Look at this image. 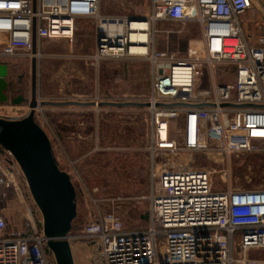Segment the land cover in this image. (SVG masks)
Here are the masks:
<instances>
[{"label":"built area","instance_id":"obj_1","mask_svg":"<svg viewBox=\"0 0 264 264\" xmlns=\"http://www.w3.org/2000/svg\"><path fill=\"white\" fill-rule=\"evenodd\" d=\"M147 1L148 11L134 17L103 15L100 0H0V62L40 58L42 40L72 42L75 20L89 18L96 23L92 64L136 55L151 63L145 225L127 229L115 211H103L79 233L70 231L68 239L87 240L94 264H264L263 257L252 255L264 249V188L216 191L212 179L217 171L230 172L233 156L264 151V33L252 45L239 20L253 0ZM161 20L195 21L200 30L182 53L160 51L154 36ZM138 33L146 36L144 42L135 38ZM136 46L147 52L136 53ZM216 73L232 75V81L218 83ZM203 80L207 88H199ZM23 103L28 106L23 113L0 109V117L26 115L30 108ZM8 104L22 108V103ZM3 152L0 202L14 191L19 217L10 226L9 208L0 205V264H56L19 193L21 169ZM195 155L210 166H195Z\"/></svg>","mask_w":264,"mask_h":264},{"label":"rangeland","instance_id":"obj_2","mask_svg":"<svg viewBox=\"0 0 264 264\" xmlns=\"http://www.w3.org/2000/svg\"><path fill=\"white\" fill-rule=\"evenodd\" d=\"M262 1L253 0L252 9L264 20ZM148 7L147 0H100V13L103 15L142 17ZM155 27L156 49L178 53H182V46L190 33L194 35L200 30L196 24L188 34L180 22L171 20L158 21ZM95 31L93 19L78 18L72 42L60 38L61 42L56 45L44 43L41 46V56L36 58L37 99L147 102L151 79V63L147 56L105 59L99 65L88 66L85 61H90L95 52ZM15 61L19 63L10 73V80L21 74L23 87H28L26 97L30 98L31 62L20 57ZM85 73L91 76L89 88H84ZM113 77L117 78L116 82ZM216 81H232V75L216 73ZM101 85H105L109 92L103 94ZM208 85L203 80L199 88H207ZM2 104L5 107H1V111L10 115H19L28 107L24 103L21 109L8 103ZM35 120L47 133L59 167L70 175L76 190L77 213L72 222L71 235L79 233L90 219L103 211H115L127 229L145 225L142 216L148 208L150 188L147 145L152 128L148 106H42ZM0 155L4 152L0 151ZM192 161L197 167L210 166L204 157L197 155ZM17 178L19 193L24 196L35 225L42 228L41 213L21 170ZM212 179L216 191L228 187L264 188V151L233 156L230 172L217 171ZM15 197L16 193L11 190L0 202L1 206L9 208L10 226L19 217L14 209ZM111 198L121 200L111 203ZM69 242L75 264H94V247L87 240L71 238ZM49 255L53 256L50 250ZM252 255L264 258V249Z\"/></svg>","mask_w":264,"mask_h":264},{"label":"water","instance_id":"obj_3","mask_svg":"<svg viewBox=\"0 0 264 264\" xmlns=\"http://www.w3.org/2000/svg\"><path fill=\"white\" fill-rule=\"evenodd\" d=\"M264 2V0L262 1ZM36 51L33 35L32 52ZM32 87L30 98L17 93L9 77L7 62H0V103L21 104L28 102L29 112L22 117H0V147L8 151L18 163L30 194L42 216V230L56 264H75L68 239L76 217V190L70 175L59 167L51 141L35 120V109L42 106H147L137 101L85 102L79 100L37 101L36 58L31 60ZM15 94V95H14ZM190 107L201 104H187ZM146 219V215L142 216Z\"/></svg>","mask_w":264,"mask_h":264},{"label":"crops","instance_id":"obj_4","mask_svg":"<svg viewBox=\"0 0 264 264\" xmlns=\"http://www.w3.org/2000/svg\"><path fill=\"white\" fill-rule=\"evenodd\" d=\"M239 20H240V27H241L243 36L245 37V39H247L249 42H251L252 45H255V38L258 35L264 33V20L261 19L259 13L256 12L255 10H253L252 8L247 10L243 14H241L240 17H239ZM161 21H166V20H161ZM176 22H180L183 25V27L187 29L186 31H188V34L190 33L189 32L190 29H193L194 26H196V24H197V22H195V21H187L185 23H183L181 21H176ZM179 33H183V32H179ZM192 34L190 33L189 36H191ZM60 40L61 39H45V40H42V45H44V43H49V45L50 44L56 45L57 43L61 42ZM185 48H186V43L183 44L182 50L184 51ZM67 57H69V56H67ZM3 61L7 62L8 66H9V77L8 78L10 79V73L14 71V67H16V65L19 62H16L15 58L5 59ZM105 61L106 60L100 61L98 63V65L101 62L103 63ZM120 61H122V60H120ZM126 62L127 61H125V63ZM85 63L88 66L93 65L91 63V61H88V60L85 61ZM83 77L85 78V80L83 81V84H85L84 88H86V86H87V88H89L91 76L89 74L85 73L83 75ZM113 79H114L115 82L117 81L116 77H113ZM11 80H12V78H11ZM70 86H72V83L70 84ZM101 90H102L103 94L109 92V90L107 89V87H105V85H101ZM103 101H105V100H103ZM99 102H101V101H99Z\"/></svg>","mask_w":264,"mask_h":264},{"label":"bare ground","instance_id":"obj_5","mask_svg":"<svg viewBox=\"0 0 264 264\" xmlns=\"http://www.w3.org/2000/svg\"><path fill=\"white\" fill-rule=\"evenodd\" d=\"M135 38L139 42H144L146 36L144 34H142V33H138L137 36H135ZM133 50H135V52L138 53V54H143V53L147 52V47H145V46H136V47L133 48ZM180 76L181 75H179V77ZM159 130H160L161 135H163L164 134V123L160 124Z\"/></svg>","mask_w":264,"mask_h":264},{"label":"flooded vegetation","instance_id":"obj_6","mask_svg":"<svg viewBox=\"0 0 264 264\" xmlns=\"http://www.w3.org/2000/svg\"><path fill=\"white\" fill-rule=\"evenodd\" d=\"M32 75H31V73H30V83L32 82L31 80H32ZM23 77H22V75L21 74H18L17 75V78L15 79V80H13L12 82L14 83V85H15V88H16V90H18L17 91V93H15V94H18L19 92H23V94L25 95L26 93H25V91H26V89L28 88V87H23ZM31 87H32V83L30 84V90H31ZM14 94V95H15Z\"/></svg>","mask_w":264,"mask_h":264},{"label":"trees","instance_id":"obj_7","mask_svg":"<svg viewBox=\"0 0 264 264\" xmlns=\"http://www.w3.org/2000/svg\"><path fill=\"white\" fill-rule=\"evenodd\" d=\"M0 151H3V149H2V148H0Z\"/></svg>","mask_w":264,"mask_h":264}]
</instances>
